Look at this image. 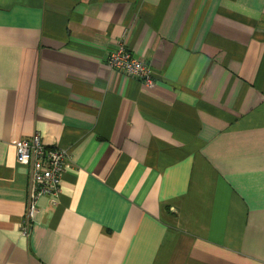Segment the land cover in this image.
Masks as SVG:
<instances>
[{"label":"crops","instance_id":"crops-1","mask_svg":"<svg viewBox=\"0 0 264 264\" xmlns=\"http://www.w3.org/2000/svg\"><path fill=\"white\" fill-rule=\"evenodd\" d=\"M36 132L74 165L25 236ZM0 264H264V0H0Z\"/></svg>","mask_w":264,"mask_h":264},{"label":"built area","instance_id":"built-area-1","mask_svg":"<svg viewBox=\"0 0 264 264\" xmlns=\"http://www.w3.org/2000/svg\"><path fill=\"white\" fill-rule=\"evenodd\" d=\"M107 65L114 72L135 77L148 87L154 85L153 68L132 53L124 38L108 54ZM16 159L20 165L29 167L31 174L28 209L22 225L23 234L29 236L39 198L60 193L63 175L74 165L73 156L67 149L44 144L40 133L36 132L16 143Z\"/></svg>","mask_w":264,"mask_h":264}]
</instances>
